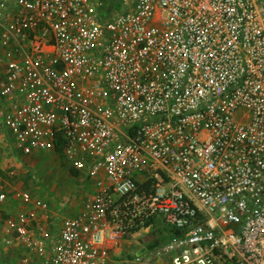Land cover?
Listing matches in <instances>:
<instances>
[{"label": "built area", "instance_id": "obj_1", "mask_svg": "<svg viewBox=\"0 0 264 264\" xmlns=\"http://www.w3.org/2000/svg\"><path fill=\"white\" fill-rule=\"evenodd\" d=\"M0 143V264H264V0H0Z\"/></svg>", "mask_w": 264, "mask_h": 264}, {"label": "rangeland", "instance_id": "obj_2", "mask_svg": "<svg viewBox=\"0 0 264 264\" xmlns=\"http://www.w3.org/2000/svg\"><path fill=\"white\" fill-rule=\"evenodd\" d=\"M35 155H30L31 159L28 161L26 157H17L9 146L0 143L1 164L7 170L4 174L9 176L8 189L22 187L36 190L41 196L56 203L83 195L79 187L80 182L73 178L63 157L55 154ZM28 169L32 172L31 170L30 173L27 172ZM134 246L135 242L132 247ZM128 255L129 252L124 251V257Z\"/></svg>", "mask_w": 264, "mask_h": 264}, {"label": "trees", "instance_id": "obj_3", "mask_svg": "<svg viewBox=\"0 0 264 264\" xmlns=\"http://www.w3.org/2000/svg\"><path fill=\"white\" fill-rule=\"evenodd\" d=\"M57 153H58V155L60 156V157H63V153H62V149L60 148V146L57 148ZM69 171H70V173L72 174V175H77V171L74 169V168H70L69 169ZM160 229V228H159ZM159 239H155L152 243H151V245L153 246V245H156V244H158L159 243Z\"/></svg>", "mask_w": 264, "mask_h": 264}]
</instances>
